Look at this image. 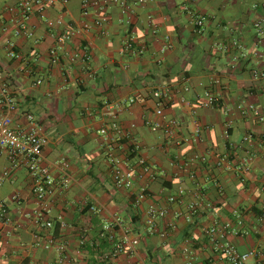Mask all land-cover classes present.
Instances as JSON below:
<instances>
[{"label": "crops", "instance_id": "crops-1", "mask_svg": "<svg viewBox=\"0 0 264 264\" xmlns=\"http://www.w3.org/2000/svg\"><path fill=\"white\" fill-rule=\"evenodd\" d=\"M18 1L0 0V115L5 113L1 93L6 90L16 104L12 123L25 128L31 114L46 136L42 163L54 185L38 219L40 206L30 190L25 160L13 167L7 149L0 147V202L8 210V222L0 224V264H104L112 242L99 233L115 220V240L127 233L139 242L135 255L120 254L111 264H225L205 234L214 221L239 229L230 236L238 251H261L264 78H254L251 71L264 69V37L257 40L254 29L256 21L264 28V0H150L142 6L124 0L128 13L116 4L108 6L104 35L95 26L81 29L100 15L94 7L84 15V0H59L43 17L28 18L30 37L18 32ZM183 6L204 16L201 32L195 31ZM58 15L61 24L55 22ZM148 15L158 28L154 36L147 31ZM66 30L74 32L70 41L58 43L57 36ZM128 36L145 44L142 55L121 53ZM233 39L237 47L231 46ZM167 43L171 46L164 48ZM84 51L89 59L68 61V54ZM210 76L220 80L215 88L218 106L203 107L201 84ZM157 88L170 93L161 108L152 97ZM161 114L176 119L174 137L145 125ZM227 120L231 123L225 134ZM112 121L122 130L120 140L112 142L116 153L130 154L129 147L137 144L130 160L144 157L155 172L154 179H142L132 190L116 189L111 181L107 141L99 130ZM247 133L251 138L244 142ZM179 137L188 140L176 145ZM245 157H250L246 169L239 171ZM65 175L68 183L63 185ZM141 185L146 186V202L161 205L179 186L186 189L181 202L167 205L169 213L158 222V230L167 232L164 238L148 233L143 214L131 206ZM195 191L201 204L187 221L183 214ZM176 210L182 215L169 229ZM45 220L53 227L45 228ZM49 239L53 245L46 249ZM58 244L64 245L62 252L56 250ZM186 245L188 254L182 251ZM247 264H264V251Z\"/></svg>", "mask_w": 264, "mask_h": 264}, {"label": "built area", "instance_id": "built-area-1", "mask_svg": "<svg viewBox=\"0 0 264 264\" xmlns=\"http://www.w3.org/2000/svg\"><path fill=\"white\" fill-rule=\"evenodd\" d=\"M59 0H19L17 3V8L20 14V23L18 32L24 33L27 37L31 36V32H28L26 28V21L32 15H39L43 17L48 8L53 7ZM65 2L66 0H62ZM150 0H136V3L140 6L144 5ZM116 4L118 5L123 13H128L130 8L124 2V0H84L82 3V13L86 15L90 7H94L97 11L100 12V15L97 16L92 23L84 22L81 29L89 30L92 26H95L98 29L100 34H107L105 24L108 22V16L106 10L108 6ZM184 11L188 14L190 21L196 32H201L204 25V16L198 12L192 10L188 6H183ZM57 24L62 23L61 17L58 15L55 18ZM148 34L154 36L158 33V28L152 17L148 15L147 21ZM254 29L257 40L264 37V28L261 24V21H256L254 23ZM74 32L72 30H66L63 33L57 36V42L62 44L69 42ZM166 40L167 36L164 37ZM171 45L167 43L164 45V48H168ZM231 46L237 47L238 42L233 39L231 40ZM145 48V44L137 42L134 36H128L124 39L122 44L121 53L127 54L132 57H137L142 55ZM49 54L53 60H56L58 57L55 48L49 50ZM245 56V54H243ZM78 58L89 59V55L84 51L83 53L77 52L73 54H68L67 59L69 62H74ZM251 74L254 78H264V69L254 68L251 71ZM220 84V80L216 76H210L209 80L201 84L203 87V107H216L218 106V96L215 91L216 86ZM184 90H188V86L183 87ZM2 100L1 102L5 106V113L0 115V147H4L8 151V158L11 165L17 166L19 161L23 158L25 160V166L30 178V190L33 196L35 197L40 210H38L36 217L41 219L42 211L47 209L46 199L51 193L53 188V179L48 173L46 167L42 163V150L47 143V138L43 134L41 127L35 121L31 114H27V126L25 128H19L12 123L11 111L16 109V104L13 98L10 97L9 93L6 90H2ZM152 97L155 100V105L158 108L163 107L170 99V93L167 90L157 88L152 92ZM130 102H133L130 99ZM249 108L252 110L253 106L249 105ZM257 115V112H256ZM259 119H262L263 116L258 114ZM230 121L227 120L224 123V133L227 134V130L230 126ZM145 125L151 130H162L163 133L168 137H174L175 130L177 129L178 123L176 119L166 117L164 114L159 116L158 120H145ZM100 134L106 139V160L109 166L111 181L113 186L116 189L132 190L134 185L141 181L142 179H154L155 172L149 166L146 159L141 156H137L134 161L130 160V154H119L116 153V148L112 142H117L122 136V130L117 125L115 121H112L109 125H105L100 128ZM251 138V135L247 133L243 137V141H248ZM188 139L184 137H179L174 140L176 145H180L183 142H186ZM134 151L139 149L137 144H134ZM194 159L199 160L201 163L206 161L204 155L193 156ZM250 157L242 158L238 164V170L242 171L246 169V164L249 161ZM193 159H191L192 161ZM224 158H221L217 164L220 165ZM63 167L67 166L66 162L62 163ZM6 175L7 172H4ZM194 175L190 174V178L193 179ZM68 183V178L65 175L62 177V184L66 185ZM204 186L201 185L197 187V190L203 189ZM196 190V191H197ZM146 186L141 185L133 195V206L136 209H139L143 214V225L148 233H157L160 237L164 238L167 236L165 230H158L159 220L164 219L169 213L167 205L177 204L181 202V198L184 195L186 189L182 186L177 188V191L173 194H170L166 198L165 205L146 202L147 192ZM191 193L193 196L191 200L186 205V211L184 212V217L187 221L191 220L194 214L197 213L198 207L201 204V194L199 192ZM182 213L180 211H173L172 216L173 220L167 223L169 229L175 228V220L180 217ZM260 220L264 221V205L262 206V214ZM8 222V210L4 202H0V224H5ZM117 224V220L105 223L102 227L101 232L99 233L100 237H106L112 242V249L109 253L104 254L103 262L104 264H111V259L114 257L127 253L129 256L136 254V247L138 245L137 236H129L127 233H124L119 240H115L112 234V227ZM238 224H241L238 221ZM42 225L45 228H52L53 223L51 220L43 221ZM239 229L232 226L228 221L218 222L214 221L205 231L207 241L214 253L219 255L224 259L225 264H247V261L250 257L255 256L257 253L261 254L264 251L262 248L261 251H245L240 252L234 246L230 240V236L238 235ZM84 239L82 238L80 243H83ZM53 239H49L45 244L44 248L49 249L53 244ZM58 252L64 250L63 244H58L55 246ZM184 254L190 252L189 246H184L182 249ZM132 264H139L132 263ZM142 264V263H141Z\"/></svg>", "mask_w": 264, "mask_h": 264}, {"label": "trees", "instance_id": "trees-1", "mask_svg": "<svg viewBox=\"0 0 264 264\" xmlns=\"http://www.w3.org/2000/svg\"><path fill=\"white\" fill-rule=\"evenodd\" d=\"M134 146L133 145H131L130 147H129V150H132V153L131 154H134ZM132 202H133V200L131 201V206L133 207V209L135 210V213H137V214H141L142 212L139 210V209H136L134 206H133V204H132ZM56 231H57V227L55 228V230H54V234L56 233Z\"/></svg>", "mask_w": 264, "mask_h": 264}]
</instances>
